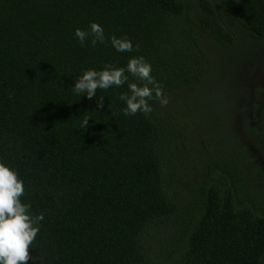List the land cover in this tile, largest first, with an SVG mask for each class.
Masks as SVG:
<instances>
[{
	"label": "trees",
	"instance_id": "16d2710c",
	"mask_svg": "<svg viewBox=\"0 0 264 264\" xmlns=\"http://www.w3.org/2000/svg\"><path fill=\"white\" fill-rule=\"evenodd\" d=\"M223 12L264 40V0H0V162L24 182L30 213L44 215L28 264H264L263 196L241 173L236 140L264 131L245 128L243 107L228 134L232 156L213 161L214 146L207 171L187 183L199 168L185 100L211 68L202 40L227 50L236 42ZM93 22L106 42L81 46L75 30ZM112 36L133 50L117 51ZM141 56L169 99L150 100L147 117L124 115L119 96L141 84L128 72L91 100L71 89L85 70Z\"/></svg>",
	"mask_w": 264,
	"mask_h": 264
},
{
	"label": "rangeland",
	"instance_id": "374dc122",
	"mask_svg": "<svg viewBox=\"0 0 264 264\" xmlns=\"http://www.w3.org/2000/svg\"><path fill=\"white\" fill-rule=\"evenodd\" d=\"M223 20L235 34L236 42L233 48L227 50L217 47L210 40H202L200 44L211 61V68L185 100L189 107H193L190 109V114L182 115L185 117L182 119L185 124L191 122L193 125L190 127L192 137H189L192 145V162L196 163L199 168L196 175H190L187 181L190 188L195 186L194 180L200 179L201 175L207 171V154L208 151L213 150L214 146H216L214 153L217 157L212 159L213 161L215 159L228 161L232 156V142L228 134L236 131L235 128L241 121L242 115L246 116L249 121L245 128L252 127L264 131L262 125L264 118V40H252L243 27L225 12H223ZM180 105L174 104L170 111L182 112L178 108ZM240 107H243L244 113L240 112ZM201 125L207 128L213 127L215 132L219 130L217 137H212L210 134V137L206 134L202 137ZM224 127L225 131L222 134L220 129ZM221 137L227 138L224 141L225 138ZM236 140L243 149L240 153L241 157L247 161V164L241 165V173L244 172L247 177L251 178L250 183L256 188L253 189L261 193L264 202V137H236ZM238 144H233V147H237ZM177 165L182 166L179 163ZM217 174L218 172L213 175L217 176ZM262 207L264 208L263 205ZM152 245L154 246V242Z\"/></svg>",
	"mask_w": 264,
	"mask_h": 264
},
{
	"label": "clouds",
	"instance_id": "9594fccd",
	"mask_svg": "<svg viewBox=\"0 0 264 264\" xmlns=\"http://www.w3.org/2000/svg\"><path fill=\"white\" fill-rule=\"evenodd\" d=\"M90 31L79 28L75 30L81 46L91 37L93 47L105 43L104 29L97 23L90 24ZM111 45L119 52H131L133 45L126 37L110 38ZM139 50V45L136 46ZM128 72L141 82L140 85L128 82ZM151 65L144 57L131 58L126 68H117L105 64L103 70L88 69L76 78L75 87L71 88L76 94L86 93L89 100L93 99L98 89L107 90L112 86H123L128 82V93H123L119 99L126 103L124 115H135L143 112L146 117L153 111L149 101L155 98L160 105L167 106L169 99L164 95L162 86L151 75ZM103 97L99 98L98 107L103 108ZM110 108V105H109ZM114 115V114H112ZM89 117L83 116L82 127L87 128ZM24 182L14 170L0 162V264H28L32 259L30 246L39 232V223L44 219L41 213L33 216L30 213L31 205L22 203Z\"/></svg>",
	"mask_w": 264,
	"mask_h": 264
}]
</instances>
